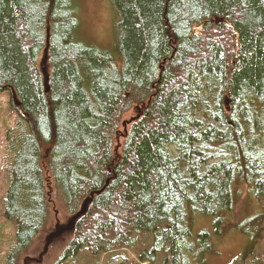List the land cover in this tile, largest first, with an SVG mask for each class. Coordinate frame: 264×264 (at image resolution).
Wrapping results in <instances>:
<instances>
[{"label": "trees", "instance_id": "16d2710c", "mask_svg": "<svg viewBox=\"0 0 264 264\" xmlns=\"http://www.w3.org/2000/svg\"><path fill=\"white\" fill-rule=\"evenodd\" d=\"M112 2L116 55L80 25L75 0H0V94L23 112L6 133L9 259L48 227L53 183L73 215L88 199L53 264L128 249L140 232L152 235L141 262L208 264L211 233L190 219L211 216L220 234L239 181L264 197V0Z\"/></svg>", "mask_w": 264, "mask_h": 264}, {"label": "rangeland", "instance_id": "374dc122", "mask_svg": "<svg viewBox=\"0 0 264 264\" xmlns=\"http://www.w3.org/2000/svg\"><path fill=\"white\" fill-rule=\"evenodd\" d=\"M75 1L80 25L84 26L97 46L102 49L111 48L116 55L117 13L112 0ZM16 104L17 97L11 90L0 94V264H53L74 235L73 229L66 230L47 243L49 236L67 227L74 216L53 183L48 186L51 210L48 227L15 261L11 262L9 259L10 251L16 241L18 224L13 219H7L3 213L4 198L13 165L6 133L8 129L16 128L19 119L23 120V112L16 108ZM132 114L133 110L126 113L124 118H129ZM234 192L236 207L232 218L228 217L230 219L224 223L220 234L215 229L213 218L203 214L193 216L189 227L193 233L201 230H209L211 233L213 251L208 255V264H264V236L262 231L255 233V227L257 229L264 227V197L257 198L251 194L248 185L243 181L235 185ZM87 210L88 206H86ZM240 225H243L242 231L239 229ZM151 240L150 232L136 233L128 249L111 251L97 260L90 259L85 251H81L67 264H150L139 261V253L150 249ZM165 257V254H160L151 264H160Z\"/></svg>", "mask_w": 264, "mask_h": 264}, {"label": "water", "instance_id": "95a60500", "mask_svg": "<svg viewBox=\"0 0 264 264\" xmlns=\"http://www.w3.org/2000/svg\"><path fill=\"white\" fill-rule=\"evenodd\" d=\"M49 47H50V26L48 24L47 25V33H46V43H45V46H44V49H43V52L41 55V59L39 62V70H40V73L42 75V81H43L45 92H50V90H51L50 66H49ZM226 103H227V101H226ZM87 203H88V199L85 201L84 207L72 217L69 225L65 228H62L59 231L52 233L49 236L47 243H49V241H51V239L53 237L59 236L64 231L73 229L75 226L76 220L86 212ZM45 249H46V247H45Z\"/></svg>", "mask_w": 264, "mask_h": 264}]
</instances>
